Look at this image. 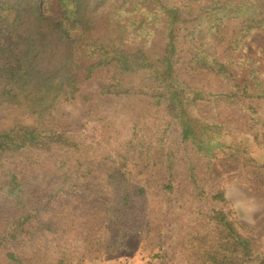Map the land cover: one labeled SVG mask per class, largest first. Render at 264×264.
Masks as SVG:
<instances>
[{
  "label": "trees",
  "instance_id": "obj_1",
  "mask_svg": "<svg viewBox=\"0 0 264 264\" xmlns=\"http://www.w3.org/2000/svg\"><path fill=\"white\" fill-rule=\"evenodd\" d=\"M255 33L264 34V0H0V109L12 114L0 127V171L14 207L0 216V264H87L119 253L141 236L140 219L159 222L154 210L176 207L184 190L228 203L223 190L206 193L199 163L209 172L214 161L242 162L264 176L243 145L223 143L232 128L258 139L264 124ZM98 71L108 81L85 95ZM78 98L108 101L94 115L95 141L52 125L56 108ZM76 195L98 211L78 209ZM197 218L185 252L155 259L264 264V250L224 208Z\"/></svg>",
  "mask_w": 264,
  "mask_h": 264
},
{
  "label": "rangeland",
  "instance_id": "obj_2",
  "mask_svg": "<svg viewBox=\"0 0 264 264\" xmlns=\"http://www.w3.org/2000/svg\"><path fill=\"white\" fill-rule=\"evenodd\" d=\"M184 1L165 0L170 5H181ZM42 5H44V2ZM161 45L162 37L160 36L151 49H159ZM249 46V53L258 57L260 52H264V34L255 33L251 36ZM261 67H264V60L261 62ZM109 77L106 71H98L91 80L83 85V93L93 97L98 96V91L106 84ZM99 102H95V100L86 102L83 98H78L73 102L62 104L54 112L52 125L58 130L70 134H84L88 142L95 141L99 139L101 130L94 121V115L97 110L104 112L109 110L108 101L98 104ZM112 108L113 105H111ZM11 115L10 111L0 109V127L9 122L8 118ZM257 133L258 139H255L254 134L244 133L232 128L225 133L223 143L233 146L243 145L252 158L260 166H263L264 124L260 126ZM117 142L114 136L108 138L105 144L111 146ZM198 170L202 187L206 193L210 195L218 190H223L226 193L228 203L201 200L199 197L192 195L190 191L187 193V190H184L180 197L181 202L176 207L170 206L169 210H160L159 208L154 210L155 214L162 215L159 222L152 226L149 225L154 222V214L149 220L146 217L140 219V222L143 223L138 230L141 236L135 237L136 235H134V241L129 244L128 248L119 253L103 251L98 258L95 256V258L89 259L87 264H162L160 259L156 260L155 257L167 254L176 255L188 249L190 234L202 226L199 218L196 220L197 214L207 206L224 208L225 211L231 213L239 223L242 233L250 238L256 247L264 250V176L257 177L249 173L242 162L224 159L214 161L209 172L206 166L200 163L198 164ZM186 171L187 165L181 172V179L187 183ZM5 181V174L0 171V216L8 215L11 209L14 208L9 201L3 198L2 185ZM74 200L79 201L78 209L87 207L82 196L76 195ZM70 201L67 197V199L63 198L58 204L63 206ZM87 208L90 213L98 211L97 209ZM149 211L152 212L151 209ZM90 225L93 227L92 223ZM147 239L149 241L143 243ZM146 245L152 246L149 249L146 248Z\"/></svg>",
  "mask_w": 264,
  "mask_h": 264
}]
</instances>
